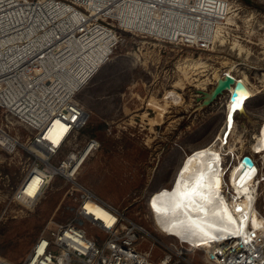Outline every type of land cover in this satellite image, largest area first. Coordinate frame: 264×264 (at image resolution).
<instances>
[{
	"label": "rangeland",
	"instance_id": "obj_1",
	"mask_svg": "<svg viewBox=\"0 0 264 264\" xmlns=\"http://www.w3.org/2000/svg\"><path fill=\"white\" fill-rule=\"evenodd\" d=\"M229 2V19L209 50L125 36L77 96L90 114L80 142L93 137L100 143L77 182L146 228L154 240L145 247L156 243L155 259L166 251L161 244L170 241L149 211L150 196L171 186L187 154L215 141L232 111L226 143L237 150L226 155L225 164L249 155L263 167V156L252 145L264 123V0ZM224 73L244 80L256 95L234 107L232 92H225L209 108L197 109L195 90H209ZM170 91L178 94V103L166 98ZM2 131L16 144L11 151L0 148V257L22 264L50 221L73 218L75 201L71 184L55 177L33 208L14 202L39 154L30 147L28 131L0 110ZM257 208L264 216V181ZM189 260L205 264V253L198 251Z\"/></svg>",
	"mask_w": 264,
	"mask_h": 264
},
{
	"label": "built area",
	"instance_id": "obj_2",
	"mask_svg": "<svg viewBox=\"0 0 264 264\" xmlns=\"http://www.w3.org/2000/svg\"><path fill=\"white\" fill-rule=\"evenodd\" d=\"M228 8L229 0H0V110L28 131L30 147L48 155L36 157L13 201L31 209L26 204L37 205L55 177L71 184L75 201L73 218L50 221L22 264H193L200 245L160 228L170 242L155 259L146 228L77 182L100 148L93 137L80 142L90 114L77 96L125 36L207 51L219 42ZM122 9L131 19L125 25ZM88 16L95 20L87 23ZM56 120L58 143L47 136ZM203 252L205 264H264V235L251 248L223 242ZM0 264L15 263L0 257Z\"/></svg>",
	"mask_w": 264,
	"mask_h": 264
},
{
	"label": "bare ground",
	"instance_id": "obj_3",
	"mask_svg": "<svg viewBox=\"0 0 264 264\" xmlns=\"http://www.w3.org/2000/svg\"><path fill=\"white\" fill-rule=\"evenodd\" d=\"M125 8L129 7L125 4ZM230 10L228 8L226 20ZM86 18L87 23L95 20L92 19L94 16ZM130 21L127 12L122 9L121 22L125 25ZM219 25L221 30L223 24ZM219 30L216 39L219 38ZM110 53L108 51L106 55ZM236 80L239 85L229 90L233 94L234 105L254 95V90L244 80ZM166 98H172L177 103L180 99L174 91L168 92ZM232 116L233 111L227 128L213 143L186 155L170 187L159 189L149 198V209L158 227L169 235L188 239L195 246L200 245V249L206 252L216 249L223 242H231L234 246H239L241 242L244 247L251 248L254 240L264 235V216L254 203L259 184L264 181V165L261 168L254 163V168L249 170L242 164L245 156L234 165L225 164L226 155L237 150L236 146L226 143V136L233 128ZM60 124L56 120L47 134L55 143L58 141L53 138L54 129ZM255 137L257 141L252 150L264 159V123ZM239 141L242 142L241 139ZM15 144L16 140L2 131L0 146L11 151ZM33 150L40 158L48 156L45 150ZM26 205L33 208L29 202ZM251 225L257 239H253Z\"/></svg>",
	"mask_w": 264,
	"mask_h": 264
},
{
	"label": "water",
	"instance_id": "obj_4",
	"mask_svg": "<svg viewBox=\"0 0 264 264\" xmlns=\"http://www.w3.org/2000/svg\"><path fill=\"white\" fill-rule=\"evenodd\" d=\"M236 78L228 73H224L209 90L197 89L196 102L198 103L197 109H206L213 105L225 92L229 91L232 87L238 86ZM242 164L252 170L254 168V161L251 156H245Z\"/></svg>",
	"mask_w": 264,
	"mask_h": 264
},
{
	"label": "snow or ice",
	"instance_id": "obj_5",
	"mask_svg": "<svg viewBox=\"0 0 264 264\" xmlns=\"http://www.w3.org/2000/svg\"><path fill=\"white\" fill-rule=\"evenodd\" d=\"M235 107H238L239 105L237 104V105H234Z\"/></svg>",
	"mask_w": 264,
	"mask_h": 264
},
{
	"label": "trees",
	"instance_id": "obj_6",
	"mask_svg": "<svg viewBox=\"0 0 264 264\" xmlns=\"http://www.w3.org/2000/svg\"><path fill=\"white\" fill-rule=\"evenodd\" d=\"M86 129H87V127H86ZM86 129H85V130H86Z\"/></svg>",
	"mask_w": 264,
	"mask_h": 264
}]
</instances>
